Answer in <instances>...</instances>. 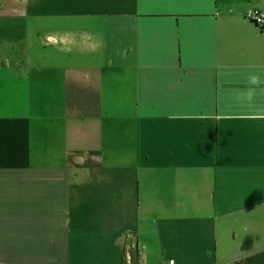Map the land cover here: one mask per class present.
Wrapping results in <instances>:
<instances>
[{
	"label": "crops",
	"instance_id": "obj_1",
	"mask_svg": "<svg viewBox=\"0 0 264 264\" xmlns=\"http://www.w3.org/2000/svg\"><path fill=\"white\" fill-rule=\"evenodd\" d=\"M247 9L0 0V264H264Z\"/></svg>",
	"mask_w": 264,
	"mask_h": 264
},
{
	"label": "built area",
	"instance_id": "obj_2",
	"mask_svg": "<svg viewBox=\"0 0 264 264\" xmlns=\"http://www.w3.org/2000/svg\"><path fill=\"white\" fill-rule=\"evenodd\" d=\"M244 16L258 26H262L264 24V15L257 9H247L244 13ZM129 260L130 257L127 256V261L129 262ZM167 264H173V260H168Z\"/></svg>",
	"mask_w": 264,
	"mask_h": 264
}]
</instances>
